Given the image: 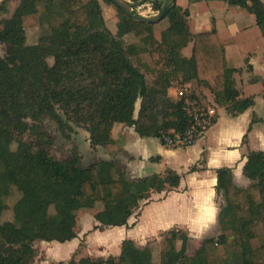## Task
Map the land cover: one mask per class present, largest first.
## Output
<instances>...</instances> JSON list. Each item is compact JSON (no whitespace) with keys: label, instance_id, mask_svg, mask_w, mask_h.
Returning <instances> with one entry per match:
<instances>
[{"label":"trees","instance_id":"obj_1","mask_svg":"<svg viewBox=\"0 0 264 264\" xmlns=\"http://www.w3.org/2000/svg\"><path fill=\"white\" fill-rule=\"evenodd\" d=\"M37 2H45L46 7L58 9L66 17L37 44L27 45L24 14L35 11ZM164 2L154 0L153 8L160 11ZM228 2L254 13L264 35L260 0ZM90 3H95L101 14L99 0H22L10 19L0 21V45L6 47L5 55L0 54L1 151L10 152L17 134L35 129L29 118L37 121L45 114L53 117L58 107L68 121L90 132L94 149L113 142L116 123L134 126L141 137L185 130L189 116L181 101L173 99L168 91L173 80L187 71L190 75L185 80L195 78L199 87L209 88L216 101L227 103L230 114L238 115L253 105L252 97H240L233 75L236 69L229 68L225 46L216 30L190 34L188 9L175 3L169 7L163 18L171 21V27L164 38L158 39L148 23L134 20L115 4L116 32L102 15L100 24L92 25L87 7ZM191 40L193 53L187 57L182 49ZM146 54L156 56L154 63L146 62ZM48 57H53L54 63L45 70L43 61ZM25 93L35 96L36 106L21 104L19 96ZM138 99L141 105L136 117ZM243 141L247 143V134ZM13 155L17 174L14 184L21 193L17 203L23 210L14 209L12 230L16 241L8 238L9 221L0 220V264H31L37 255L36 241L66 242L77 237L78 213L87 206L88 198L103 205L101 224L95 229L128 226V219L143 200L153 192L175 189L181 181V175L173 169L163 175L130 180L115 163H108L106 171L84 167L79 156L58 160L44 148ZM29 163H36L37 169L28 171ZM216 173L221 233L203 239L205 258L196 264H264V235L258 246L249 251L245 248L264 226V151L247 154L244 174L252 181L248 187L234 185L231 167H219ZM6 194H0V217L7 207ZM176 227L161 233L166 234L167 245L160 264L192 263L187 253L189 232ZM80 250L70 259L53 264H154L151 247L128 238L122 241L119 256L79 258Z\"/></svg>","mask_w":264,"mask_h":264},{"label":"crops","instance_id":"obj_2","mask_svg":"<svg viewBox=\"0 0 264 264\" xmlns=\"http://www.w3.org/2000/svg\"><path fill=\"white\" fill-rule=\"evenodd\" d=\"M175 4L189 10L188 29L192 36L216 30L225 46L229 68L236 69L233 75L240 97H252L254 103L238 115H232L228 112L225 101H216L209 88L197 85L196 88L202 89L210 104L216 108L217 117L195 144L169 148L163 145L159 137H141L133 127L116 123L112 130L111 144L106 147L98 146L97 149L90 146L91 153H95L92 156L95 162L89 166L82 163L84 167H98L101 162L115 163L123 168L129 179L153 174L163 175L168 169L181 175L177 188L153 192L149 199L143 200L138 212L128 219V226H111L105 231L108 236H104L109 239V247H105L108 253L106 257L119 256L124 239H132L137 245H142L159 233L176 226L186 229L193 240L219 235L221 202L217 196L216 169L231 167L234 185L248 187L252 181L244 174L247 154L249 151H264V35L256 15L245 7L230 4L228 0H176ZM100 5L109 13L115 11L117 20L115 29L111 30L116 32L118 15L115 5L104 7L102 2ZM260 6L264 9V0H260ZM146 12L143 14L153 15L148 9ZM156 23L162 25L161 30L167 28L168 31L171 27V21L167 17ZM154 35L162 39L155 33ZM193 46L194 41H189L182 49L183 54L191 57ZM186 48L191 53H184ZM191 80L198 84L195 78ZM191 80L189 83L192 85ZM170 88L172 86L169 90ZM246 134L247 143L244 144ZM93 219L91 218V223ZM88 222L90 223L89 218ZM76 229L77 237L70 241H38L50 243L54 248H62L61 255L64 254L55 259L56 262L68 260L78 249L82 250L83 240L87 247L90 238H94L95 232L85 234L77 225ZM113 245H117L116 252L110 253ZM88 252V249L82 251L78 257L90 256Z\"/></svg>","mask_w":264,"mask_h":264},{"label":"rangeland","instance_id":"obj_3","mask_svg":"<svg viewBox=\"0 0 264 264\" xmlns=\"http://www.w3.org/2000/svg\"><path fill=\"white\" fill-rule=\"evenodd\" d=\"M22 0H0V21L4 19H10L12 15L15 13V10L21 4ZM103 3V6H111L110 3L104 2V0H99ZM35 11H28L24 14V28L26 32V44L27 45H35L37 44L41 37L51 31V27L58 26L63 19L66 17V14L63 12H59L58 9H53L51 6L46 7L47 5L45 2H37L35 5ZM88 10L91 18V24L97 26L100 24L101 15L104 20H106L107 26L114 30L115 29V21L117 20L116 13H109L108 10L102 7L101 14L98 12V8L95 3L88 4ZM147 7L142 8H135L136 13H147L145 10ZM117 12V11H116ZM158 12V11H157ZM148 28L155 33L158 37H165L167 31L166 29L161 30L163 27L162 25H157V23L148 24ZM161 30V31H160ZM6 47L4 44L0 45V54L5 55ZM184 53L189 54L191 53L189 48L184 50ZM156 56H151L146 54V62L154 63ZM54 63L53 57H48L46 60L43 61V68L47 70V68ZM190 75V72L187 71L185 74L181 75V77L176 78L173 80L171 84L172 88L168 92H170V96L176 100L181 101L182 105L185 102H193L194 107L200 106L205 107L211 105L210 101H208V97L205 95L202 89H197L196 82L191 80L192 85L189 81H186ZM187 86L188 89L183 88ZM176 88V89H173ZM184 92L183 94L179 93L180 91ZM179 91V92H178ZM199 91V92H198ZM201 92V93H200ZM179 93V95H178ZM19 100L21 104L25 107L31 105H37V99L33 94L25 93L19 96ZM141 105V99H138L136 102V109H135V116L137 117L139 114V109ZM57 108V107H56ZM162 107H159L161 110ZM30 124H35V129H30L24 134H17L16 138L10 144V152H3L0 150V194L2 192H7L4 196V203H6V209L3 212L2 216L0 217L1 221H9V234L8 238L11 241H16L18 238L13 233V224L12 221L14 220V209L15 206L17 207L18 211H22L23 208L18 204L17 201L21 195L20 191L15 186V181L17 180V174L13 170L14 165V155L13 152L18 154H24L27 152H34L40 148L46 149L54 158L58 160H67L72 158L73 156L81 157V162L86 165H90V163H94L93 161V154L91 153V141H90V132L84 127L79 126L72 121H68L66 116L64 115L63 111L58 107L57 111L55 112V116L51 117L50 115H42L39 120H34L32 118L28 119ZM120 124V123H119ZM37 127V128H36ZM135 129L134 126H131ZM136 131V130H135ZM40 132L44 135L40 136ZM171 132V130L163 131L161 135ZM97 149V148H96ZM100 163V162H98ZM82 164V165H83ZM27 166L28 171L33 172L37 169L36 163H29ZM103 171L107 170L108 163L101 162V164L97 165ZM134 180V179H130ZM94 201L91 198L87 199V206L80 210L77 220V228L82 229L85 234L95 232L94 238H90L87 247L86 242L84 241V245L82 246V251L89 250L88 254L92 257H103L102 255L108 254L105 251V247H109L108 242L109 239L106 238L104 235H107L105 232L111 226H103V230L100 231L99 229H95L96 225H100L101 218L103 217V205L100 202L93 203ZM141 207V205H140ZM140 209V208H139ZM137 209L136 212H138ZM92 214V215H91ZM91 215V216H90ZM88 218H94L92 223L88 222ZM87 220V221H86ZM177 228V227H176ZM260 230L258 231V237L252 241H247L245 243L246 251H249L252 247H256L261 243V239L264 235V226L261 225ZM183 231L186 232L184 228H181ZM166 234L162 235L159 233L156 237H153L147 242L142 245H148L152 249L153 255V262L154 264H160L161 261V252L163 248L167 245L166 241ZM191 237V236H190ZM108 239V241H107ZM203 240H193L192 238L189 241L188 246V256L192 263L196 264L197 262L202 261L205 258V250L202 245ZM36 248H37V255L34 261L31 264H53L55 259L61 258L62 248L57 247L54 248L50 245V243H43L41 241H36ZM180 244V242H179ZM141 245V244H139ZM110 253L116 252L117 245L110 247ZM78 253V255L80 254ZM101 255V256H100ZM80 258V257H79Z\"/></svg>","mask_w":264,"mask_h":264},{"label":"built area","instance_id":"obj_4","mask_svg":"<svg viewBox=\"0 0 264 264\" xmlns=\"http://www.w3.org/2000/svg\"><path fill=\"white\" fill-rule=\"evenodd\" d=\"M153 2L154 0H148L137 8L147 7V9L152 11L153 15H155L157 11L153 8ZM183 88L188 89L187 86ZM179 93L183 94L184 92L181 89ZM194 106L193 102H185L183 108L189 116V126L185 130L172 129L171 132L161 135L159 139L163 145L169 148L191 146L213 125L217 117V110L214 105H208L206 106L207 108Z\"/></svg>","mask_w":264,"mask_h":264},{"label":"water","instance_id":"obj_5","mask_svg":"<svg viewBox=\"0 0 264 264\" xmlns=\"http://www.w3.org/2000/svg\"><path fill=\"white\" fill-rule=\"evenodd\" d=\"M118 8L123 10L128 16L133 18L134 20L144 22V23H156L162 20L166 10L171 7L176 0H165L162 5L160 11H158L155 15H144L136 13L134 10L136 7L141 6L147 1L143 2H133L130 0H111Z\"/></svg>","mask_w":264,"mask_h":264}]
</instances>
